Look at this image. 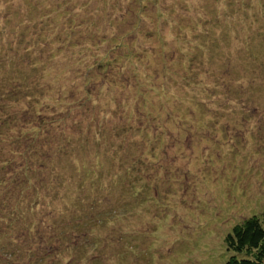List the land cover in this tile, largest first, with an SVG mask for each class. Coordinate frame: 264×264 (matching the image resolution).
Listing matches in <instances>:
<instances>
[{"label": "rangeland", "instance_id": "rangeland-1", "mask_svg": "<svg viewBox=\"0 0 264 264\" xmlns=\"http://www.w3.org/2000/svg\"><path fill=\"white\" fill-rule=\"evenodd\" d=\"M2 179L0 264L223 263L264 212V0H0Z\"/></svg>", "mask_w": 264, "mask_h": 264}, {"label": "trees", "instance_id": "trees-1", "mask_svg": "<svg viewBox=\"0 0 264 264\" xmlns=\"http://www.w3.org/2000/svg\"><path fill=\"white\" fill-rule=\"evenodd\" d=\"M21 173L24 175L28 174L25 169L17 171L15 174L21 175ZM1 181L5 180H0V184ZM82 199L84 200V197ZM8 202L7 200L5 201V207H7ZM1 206L2 204L0 203V207ZM4 209H7L9 212L4 211ZM4 209L0 208V231L4 233L2 235V237L4 236L3 239L0 240V255L2 249L5 250L8 246H12L11 242L14 246L17 245L18 242V235L16 237L8 233L9 222L2 218L11 216L19 217L18 211H20L21 208L8 207ZM35 231H37V229ZM9 235L12 236V238L7 240ZM224 244L228 255L221 264H264V212H262L261 215H248L233 224L230 231L224 236Z\"/></svg>", "mask_w": 264, "mask_h": 264}]
</instances>
